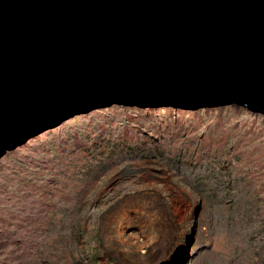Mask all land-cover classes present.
Instances as JSON below:
<instances>
[{"label": "rangeland", "instance_id": "1", "mask_svg": "<svg viewBox=\"0 0 264 264\" xmlns=\"http://www.w3.org/2000/svg\"><path fill=\"white\" fill-rule=\"evenodd\" d=\"M0 264H264V113L112 103L32 136L0 157Z\"/></svg>", "mask_w": 264, "mask_h": 264}, {"label": "water", "instance_id": "2", "mask_svg": "<svg viewBox=\"0 0 264 264\" xmlns=\"http://www.w3.org/2000/svg\"><path fill=\"white\" fill-rule=\"evenodd\" d=\"M112 103L264 113V0H0V157Z\"/></svg>", "mask_w": 264, "mask_h": 264}, {"label": "bare ground", "instance_id": "3", "mask_svg": "<svg viewBox=\"0 0 264 264\" xmlns=\"http://www.w3.org/2000/svg\"><path fill=\"white\" fill-rule=\"evenodd\" d=\"M141 198L139 196H129L124 200V205L121 208V216L126 220L120 225V230L125 232L129 228L130 223H134L146 237L154 231L153 221L147 213L148 207L141 206ZM130 208H133L132 210ZM120 224V223H119ZM157 224V222H156Z\"/></svg>", "mask_w": 264, "mask_h": 264}]
</instances>
